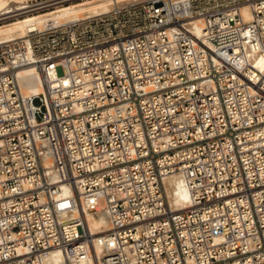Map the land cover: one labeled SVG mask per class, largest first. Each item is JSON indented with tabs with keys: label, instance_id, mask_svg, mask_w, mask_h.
<instances>
[{
	"label": "built area",
	"instance_id": "built-area-1",
	"mask_svg": "<svg viewBox=\"0 0 264 264\" xmlns=\"http://www.w3.org/2000/svg\"><path fill=\"white\" fill-rule=\"evenodd\" d=\"M108 1L0 43V264H264V0Z\"/></svg>",
	"mask_w": 264,
	"mask_h": 264
},
{
	"label": "bare ground",
	"instance_id": "bare-ground-1",
	"mask_svg": "<svg viewBox=\"0 0 264 264\" xmlns=\"http://www.w3.org/2000/svg\"><path fill=\"white\" fill-rule=\"evenodd\" d=\"M31 1L33 0H0V21L27 13L28 11H22L28 7L26 5ZM116 1L123 2L127 0ZM110 5L111 3L108 0H93L52 12L17 18L13 22L0 26V43L23 38L28 32L41 30L46 26H56L81 16L105 13L110 10ZM242 14L245 20L250 19L248 8L244 7ZM19 76L24 77L30 83L28 86H23L25 94H38L42 91L40 79L32 68L20 71ZM164 187L167 201L172 209L179 210L189 207L190 198L182 178L179 176L169 177L165 179ZM89 225L92 231H98L105 226V222L104 219L94 220L89 221Z\"/></svg>",
	"mask_w": 264,
	"mask_h": 264
},
{
	"label": "rangeland",
	"instance_id": "rangeland-1",
	"mask_svg": "<svg viewBox=\"0 0 264 264\" xmlns=\"http://www.w3.org/2000/svg\"><path fill=\"white\" fill-rule=\"evenodd\" d=\"M35 1H39V0H33V1H31V2H35ZM17 18H19V16H17V17H12V18H9V19H5V20H2V21H0V26L1 25H4V24H7V23H10V22H13V20H15V19H17ZM2 23V24H1ZM35 104H37V102H35Z\"/></svg>",
	"mask_w": 264,
	"mask_h": 264
}]
</instances>
